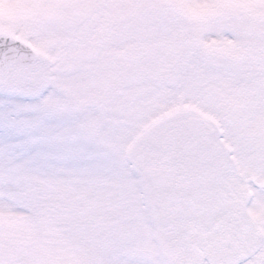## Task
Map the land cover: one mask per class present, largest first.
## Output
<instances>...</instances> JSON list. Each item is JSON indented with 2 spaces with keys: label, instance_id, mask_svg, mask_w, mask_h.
Here are the masks:
<instances>
[{
  "label": "snow or ice",
  "instance_id": "obj_1",
  "mask_svg": "<svg viewBox=\"0 0 264 264\" xmlns=\"http://www.w3.org/2000/svg\"><path fill=\"white\" fill-rule=\"evenodd\" d=\"M0 264H264V0H0Z\"/></svg>",
  "mask_w": 264,
  "mask_h": 264
}]
</instances>
